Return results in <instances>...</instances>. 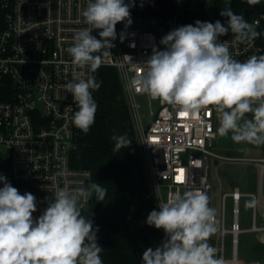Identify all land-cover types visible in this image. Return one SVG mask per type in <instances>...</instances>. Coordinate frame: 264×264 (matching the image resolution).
<instances>
[{"label":"built area","instance_id":"obj_1","mask_svg":"<svg viewBox=\"0 0 264 264\" xmlns=\"http://www.w3.org/2000/svg\"><path fill=\"white\" fill-rule=\"evenodd\" d=\"M0 1L4 10L0 31V175L20 194L32 193L36 197V219L48 207L45 197H51L59 188L87 184L91 178L89 170L75 168L70 162L69 151L77 144L72 123L77 104L64 88L73 71L66 49L72 46L74 33L87 27L82 12L88 0ZM131 21L130 25L127 21L117 23L114 47L110 54L102 56L101 66L116 67L120 73L157 207L177 191L183 194L200 190L208 194L212 189L209 158H219L212 150L217 139L218 114L214 108L210 112L181 114L171 105L137 92L138 85L134 83L153 48L164 49L161 38L186 25L184 9L180 6L167 18L147 11L131 15ZM249 23L258 24L256 30L264 33V14H252ZM98 32L94 29L91 34L100 39ZM232 39L219 38L229 42L235 59L245 61L252 55H264V35L251 44H232ZM140 96L158 106L150 109L148 124L141 115ZM66 145L71 147L66 150ZM226 160L252 164L258 171L256 192L243 193L235 188L221 196L215 217L219 231L209 240L218 257L222 256L227 264H238L241 234H256L264 243V157ZM243 197L256 201L251 227L247 229L240 227L239 204ZM228 199L232 200L230 214ZM90 202L91 198L81 202L82 211L88 209ZM162 232L165 240L163 229Z\"/></svg>","mask_w":264,"mask_h":264},{"label":"clouds","instance_id":"obj_2","mask_svg":"<svg viewBox=\"0 0 264 264\" xmlns=\"http://www.w3.org/2000/svg\"><path fill=\"white\" fill-rule=\"evenodd\" d=\"M247 3L256 5L260 0ZM133 6L134 0H88L82 12L87 27L74 33L73 44L66 49L73 71L64 88L77 104L72 123L85 134L95 123L98 108L92 92L103 83L94 74L102 56L114 47L117 23H132ZM220 15L227 17L226 25L219 20H197L195 25L180 26L164 35L160 41L164 49L153 48L134 80L136 91L185 115L214 108L221 138L231 134L236 144L264 146V55L240 61L232 56L229 42L219 40L230 32L232 44H251L264 33L230 6ZM94 29L100 30V39L91 34ZM110 138L115 141L114 151L131 143L126 135L113 134ZM69 147L66 145V150ZM0 183V264H102L99 229L81 209V202L93 194L104 200L106 189L100 184L57 189L45 197L48 207L34 219L36 197L20 194L3 175ZM209 204V195L200 190L177 191L160 202L159 211H151L146 223L163 229L167 238L154 250L143 252L142 264H227L209 243L219 231L216 210ZM255 204V200L246 201L245 207Z\"/></svg>","mask_w":264,"mask_h":264},{"label":"rangeland","instance_id":"obj_3","mask_svg":"<svg viewBox=\"0 0 264 264\" xmlns=\"http://www.w3.org/2000/svg\"><path fill=\"white\" fill-rule=\"evenodd\" d=\"M128 3L129 0H124ZM154 0H134L133 7L130 8V13H144L150 8L154 7ZM143 5V6H141ZM95 76L98 81H102V85L99 90L94 91V99L98 102L97 113L104 115L108 122L111 136L126 135L130 138L136 135L133 118L127 107V99L124 91L123 82L120 73L116 67L112 66H100ZM141 104V115L145 124L150 123L149 111L151 108L156 109L157 103L150 102L144 96L139 97ZM249 118H251L249 114ZM219 125L217 126L218 129ZM137 147V145H136ZM247 149V151H241V149ZM219 158H209V180L212 184V189L208 193L210 197L209 206L214 208L216 212L220 209L221 196L225 193L233 192L235 188L243 193L253 192L255 190V183L258 182V171L254 165L241 162H229L226 159H257L264 157L263 146H253L248 144H236L231 139V134L221 138L217 134V139L214 142V148L212 149ZM137 151V148H135ZM136 155L137 169L142 171L141 177H135L134 182H143L145 179L143 174L144 165L142 162V156L140 151ZM69 158L73 167L77 166L76 163H85L88 170L92 173L105 172L109 159L93 155L89 152L85 145L76 144L74 148L69 151ZM144 160V159H143ZM75 168H78L75 167ZM82 169V168H79ZM145 173V171H144ZM103 174V173H102ZM109 175V173H108ZM121 186L124 191L127 190L126 185L121 181ZM109 188L110 197H113V189L115 188L114 180L106 182ZM129 196V195H128ZM92 200V197H91ZM246 201H251L248 197L240 199V227L247 229L251 227L252 223V207H245ZM113 203H111L112 205ZM154 204V203H153ZM228 211L230 214L232 200L228 199L227 202ZM110 205V207H111ZM91 208V202L87 210ZM230 216L228 224H231ZM230 237H228V243H230ZM264 248V246H263ZM261 250L257 248L255 244L254 234L243 233L239 236V254L238 264H250L253 261V255L256 251ZM229 262L231 261V252L228 255Z\"/></svg>","mask_w":264,"mask_h":264},{"label":"trees","instance_id":"obj_4","mask_svg":"<svg viewBox=\"0 0 264 264\" xmlns=\"http://www.w3.org/2000/svg\"><path fill=\"white\" fill-rule=\"evenodd\" d=\"M156 2L155 8L148 11L151 15L167 18L172 16L176 9L182 6L186 25H195V21L197 20L213 23L219 20L222 24L226 25L227 17L220 15L225 6H230L236 14L242 16L246 9H252L254 16L264 14V0H260V3L256 5H249L247 0H213V7L206 0H156ZM3 26L4 10L0 1V31L3 29ZM221 37L233 36L229 32L228 35ZM92 95L94 98L93 92ZM74 129L77 132V144L85 145L93 155L108 158L110 160L109 171L120 174L125 183L129 182L134 143L131 142L128 147L114 151L115 141L110 138L111 134L108 122L103 115L97 114V112L95 123L92 125L89 133L85 134L75 126ZM82 214L93 221L90 210L82 211ZM93 227H98L99 229L97 232V243L103 249L100 256L106 251H122L143 255V252L147 248H153L154 250L164 241L162 229H156L154 226H149L146 223L143 224L144 240L142 242L132 240L131 229L127 223H101L93 221Z\"/></svg>","mask_w":264,"mask_h":264},{"label":"crops","instance_id":"obj_5","mask_svg":"<svg viewBox=\"0 0 264 264\" xmlns=\"http://www.w3.org/2000/svg\"><path fill=\"white\" fill-rule=\"evenodd\" d=\"M154 2V7L147 11L155 8L157 2L156 0H154ZM136 14H140V12L133 13L131 15ZM96 103L98 104L97 101ZM128 139L134 143L132 148V169L129 182L125 183L120 174L111 173L109 171L110 160L108 161L107 167L105 168V172L92 173L89 170L91 172V178L89 182L100 184L101 187L106 189V196L104 200H99L95 194L92 195L91 208L89 210L94 222L129 224L132 240L135 242H142L144 240L143 224L146 223L148 214L153 210L158 211V207L149 184V177L143 162V152L140 145L137 143L136 135H133ZM135 148H137L138 152L140 151L145 171V173L143 171V174H145V179L143 182L138 181L137 183L136 181L134 182L135 177L139 176L140 179L143 177H141L142 171L138 170L135 164L137 163L136 155H138L137 151H135ZM76 165L78 168L88 170L85 163L79 162L76 163ZM111 180H114L115 183V188L113 189L114 195L112 198L108 192L109 188L106 185V182ZM121 181H123L125 184H128L126 185V191L123 190ZM257 190L258 182L255 183V190L253 192H256ZM111 203L113 204L111 205ZM254 238L257 248L261 250L257 249L256 254L253 255V262L250 264H257V262L258 264H264V243L258 239L256 234H254ZM101 260L102 264H142V255L138 253L122 251H106L101 255Z\"/></svg>","mask_w":264,"mask_h":264},{"label":"water","instance_id":"obj_6","mask_svg":"<svg viewBox=\"0 0 264 264\" xmlns=\"http://www.w3.org/2000/svg\"><path fill=\"white\" fill-rule=\"evenodd\" d=\"M214 6V2H212L211 3V7H213ZM254 13V11L252 10V9H246L245 11H244V15H243V17H244V19L247 21V22H249V19H250V16L252 15ZM97 30V29H96ZM99 30H97V32H98ZM162 32H164V30L162 29ZM89 183V182H88Z\"/></svg>","mask_w":264,"mask_h":264},{"label":"snow or ice","instance_id":"obj_7","mask_svg":"<svg viewBox=\"0 0 264 264\" xmlns=\"http://www.w3.org/2000/svg\"><path fill=\"white\" fill-rule=\"evenodd\" d=\"M185 115V114H184ZM181 179H182V176H181Z\"/></svg>","mask_w":264,"mask_h":264}]
</instances>
